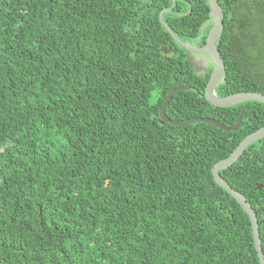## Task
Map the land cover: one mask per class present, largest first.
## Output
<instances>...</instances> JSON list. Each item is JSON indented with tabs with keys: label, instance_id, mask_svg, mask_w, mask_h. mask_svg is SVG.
I'll list each match as a JSON object with an SVG mask.
<instances>
[{
	"label": "trees",
	"instance_id": "1",
	"mask_svg": "<svg viewBox=\"0 0 264 264\" xmlns=\"http://www.w3.org/2000/svg\"><path fill=\"white\" fill-rule=\"evenodd\" d=\"M218 2L217 94L264 93V0ZM172 5L0 0V264H262L212 168L264 125V103L206 99L213 63L190 65L175 36L206 43L209 1ZM182 86L168 117L241 125L168 123ZM220 173L264 250V137Z\"/></svg>",
	"mask_w": 264,
	"mask_h": 264
},
{
	"label": "water",
	"instance_id": "2",
	"mask_svg": "<svg viewBox=\"0 0 264 264\" xmlns=\"http://www.w3.org/2000/svg\"><path fill=\"white\" fill-rule=\"evenodd\" d=\"M175 1L176 0H174V5H175ZM208 1L211 9V16L213 18L214 23L209 30L207 41L203 46V48L206 49L213 58V69L205 89L206 99L211 104L220 107H228L248 100H257L264 103V93L258 91H241L225 96H220L217 94L216 87L225 72V62L223 60L221 51L218 49L216 44V41L224 28V11L218 0H208ZM174 5H172L171 7H173ZM164 25L170 31H172L168 23L164 22ZM175 38L179 43H181L183 46L186 47L187 49L186 56L188 62L190 65L194 66L191 59V51L193 50V48L188 43L177 38L176 36ZM163 54L167 56H172V52L163 51ZM187 89H190V86L176 87L167 94L164 103L160 109V116L162 119H164L165 121H167L172 125H188L195 122H206L213 125H217L221 129H224L226 131L235 130L241 125V122L238 121L233 126H226L223 122L217 119L211 117H202V116L189 117L185 119H172L168 117L165 112V109L168 103L170 102V100L172 99L173 95L179 90H187ZM263 137H264V125L258 128L257 130L249 133L239 143V145L236 147V149L230 156L219 160L212 168L214 180L220 186L226 189L248 212L252 221L255 246L258 251V255L262 264H264V250L262 247V241L260 237V228H259V220L257 213L254 207L252 206V204L250 203V201H248L247 197L243 193L232 187L231 184L222 176L220 170L227 168L231 166L233 163H235L244 154L245 150L250 144ZM262 187H264V183L258 185V188H262Z\"/></svg>",
	"mask_w": 264,
	"mask_h": 264
},
{
	"label": "rangeland",
	"instance_id": "3",
	"mask_svg": "<svg viewBox=\"0 0 264 264\" xmlns=\"http://www.w3.org/2000/svg\"><path fill=\"white\" fill-rule=\"evenodd\" d=\"M191 59L194 67L200 71L205 70L208 65L213 63V58L207 51L200 52L199 54H192Z\"/></svg>",
	"mask_w": 264,
	"mask_h": 264
},
{
	"label": "flooded vegetation",
	"instance_id": "4",
	"mask_svg": "<svg viewBox=\"0 0 264 264\" xmlns=\"http://www.w3.org/2000/svg\"><path fill=\"white\" fill-rule=\"evenodd\" d=\"M188 44L193 48V50L191 51L192 54H199L200 52L207 51L206 49L203 48L204 45L199 46L195 43H188Z\"/></svg>",
	"mask_w": 264,
	"mask_h": 264
}]
</instances>
